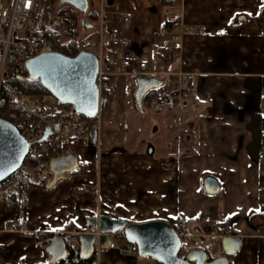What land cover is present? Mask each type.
I'll return each mask as SVG.
<instances>
[{
  "label": "crops",
  "instance_id": "crops-1",
  "mask_svg": "<svg viewBox=\"0 0 264 264\" xmlns=\"http://www.w3.org/2000/svg\"><path fill=\"white\" fill-rule=\"evenodd\" d=\"M87 3L90 5V0ZM107 7L106 28L116 29L131 40L124 52L153 66L163 63V55L168 52L159 46L156 36L157 28L164 21L162 13L167 10L177 16L179 30L184 36L181 44L172 48L175 49L174 54L172 49L169 50V60L172 70L182 74L187 82L184 89L187 91L186 105L183 104V95L171 94L169 105L158 111L150 110L155 114L154 118L193 113V119L182 124L181 129L174 120L167 127L165 123L157 125L152 131V138L155 139L151 143L144 144L142 139L128 138L140 133L135 123L131 134L123 120L124 100L128 96L126 90L132 87L135 77L110 76L108 105L100 110L99 116L102 129L112 119L122 120L124 134L114 140L122 146L117 153L124 157L147 156L167 173L173 169L175 160L186 161L197 157L239 160L243 162L242 175L264 177V156L261 157L264 146L260 147L261 119L264 125V34L256 19L262 11L263 0H181L176 5L169 1L163 4L161 0H108ZM120 14L130 19L127 29L123 27ZM239 16H244L246 21L238 22ZM105 59L107 62V57ZM163 81L166 89V81ZM139 109L136 111L141 113L144 108ZM161 128L171 133L166 135V139L159 135ZM177 128L178 141L173 134ZM106 144L104 141V151ZM94 152L86 139L68 144L66 154L77 157V169L47 190L46 183L52 179L49 173L41 186L34 187L25 195L18 219L14 218L13 211H6L4 206H0V264H50V256L45 251L47 242L56 235H60L65 242H71V236L87 227V220L106 216L97 214L102 201L99 186L105 179L98 183L95 181L92 169ZM250 163L256 166L255 171L249 168ZM207 177L214 178L219 184L220 190L215 196L204 192L203 181ZM199 182L204 201L219 198L222 185L218 178L205 175ZM258 192V210L240 219L234 218L236 215H225L223 218L229 229L226 236L241 238L239 252L229 258L230 264H264V203L260 204L264 194ZM249 194V188L242 189L241 200L246 197L247 209L253 205ZM13 222L18 224L20 233L11 231ZM196 224L194 237L189 239L193 242L202 235L198 222ZM49 236L52 238L47 240ZM95 255L98 264H156L149 259L138 258L137 253L124 255L117 242H112L111 247L105 250L98 248Z\"/></svg>",
  "mask_w": 264,
  "mask_h": 264
},
{
  "label": "built area",
  "instance_id": "built-area-1",
  "mask_svg": "<svg viewBox=\"0 0 264 264\" xmlns=\"http://www.w3.org/2000/svg\"><path fill=\"white\" fill-rule=\"evenodd\" d=\"M48 1L0 0V92L8 52L11 49L20 59L24 57L25 50L37 49L40 53H59L60 43L40 36L47 26ZM107 1L97 0L99 22L95 55L99 62L96 84L100 96L102 91L108 89L110 76L144 75L149 78H163L166 81V89L157 90L149 103L151 110L158 111L170 104L171 94L179 97L183 95L187 85L183 75L172 70L169 60V50L177 48L184 36V33L179 30L177 16L167 10L162 13L164 21L157 28L156 36L159 46L168 52L163 55V63L153 66L148 61L138 60L131 53L124 52V49L130 45V38L116 29L106 28L107 10L105 11L104 6L107 5ZM168 1L173 5L181 2V0ZM120 18L123 27L127 29L130 24L129 17L120 14ZM58 26L57 20L51 24V27ZM188 34L191 33L188 32ZM106 57L107 63L113 68L112 71L106 69L104 61ZM190 91L193 92L194 89L191 88ZM47 98L22 96L18 99L20 116L12 124L16 128L17 125L21 127V131L17 129L27 143L28 151L22 165L0 182V206H4L7 201L17 197L19 206L22 207L25 195L47 178L50 173V162L65 155L68 144L71 142L86 139L93 148L100 149L102 142L100 114L92 120L79 115L72 116L67 110L62 109L57 101L55 104H48ZM16 101V97L12 95L8 100V106L12 107ZM46 131L48 134L43 139ZM13 216L18 219L21 212L14 211ZM195 222L193 218L180 216L171 224L176 235L182 240V256L190 251L188 240L194 237ZM11 227L12 232L20 233L16 222H13ZM123 254L129 256L136 254L135 246L127 245Z\"/></svg>",
  "mask_w": 264,
  "mask_h": 264
},
{
  "label": "rangeland",
  "instance_id": "rangeland-1",
  "mask_svg": "<svg viewBox=\"0 0 264 264\" xmlns=\"http://www.w3.org/2000/svg\"><path fill=\"white\" fill-rule=\"evenodd\" d=\"M55 5L57 8L67 6L73 9L70 5L61 4L59 0L55 2ZM104 8L106 11L107 5ZM82 19H86V17H80V20ZM46 102L48 104L56 103L51 96L47 98ZM124 102L126 104L124 105L123 120L126 128L132 134L134 131L133 124L136 123L137 129L140 130L138 135H129L128 138L142 139L144 144L154 141L152 131L155 130L157 125L165 123L167 127L168 123L174 120L181 129L182 124L193 119L192 112L183 113L176 117L173 115L164 117L163 115L154 118L155 114L146 103H144L143 112L138 113L134 108L131 94L125 97ZM121 122L112 119L110 124L104 125L102 145L98 150L94 148L93 176L97 183L99 180L105 179L100 186L97 185L101 189L99 195L102 200L97 208L98 216L103 214L117 216L136 223L150 221L169 223L180 216L190 217L196 220L194 227L197 226L196 223L198 222L199 229L202 230V235L197 237L198 241L188 240L190 250L202 247L212 258L222 256L220 240L229 232L227 223L225 227L221 225L223 222H227L223 218L225 215H236L234 218L240 219L242 216H246L247 213L258 210L257 195L258 190L264 194V177L242 175V161L239 160H205L204 158L198 159V157L186 161L175 160L173 169L167 173L160 170L159 164L152 162L147 156L124 157L117 153L122 146L114 141L124 134L121 130ZM164 130V128H161L162 132L159 135L162 136L160 137L165 138L167 134H171ZM178 130L177 128V132L176 129L173 132L176 141L179 140ZM104 141L107 143L105 151L103 150ZM251 167V170L255 171L256 166L250 163L249 168ZM205 175L215 176L220 180L222 192L218 199H212L209 202L204 201L203 194L200 193L199 181ZM247 188H249V198L253 204L248 209L246 197L244 196L243 201L241 200L242 189L246 190ZM260 200V204H263L264 198ZM242 205L245 206L242 207ZM260 206L262 207V205ZM245 210L247 211L245 212ZM87 222L88 220L86 225ZM113 242H117V236L113 238ZM184 242H187V240H184ZM126 247H120L119 245L122 252ZM93 264H98L96 255Z\"/></svg>",
  "mask_w": 264,
  "mask_h": 264
},
{
  "label": "water",
  "instance_id": "water-1",
  "mask_svg": "<svg viewBox=\"0 0 264 264\" xmlns=\"http://www.w3.org/2000/svg\"><path fill=\"white\" fill-rule=\"evenodd\" d=\"M84 14L87 0H59ZM245 22L244 16L237 17ZM29 80L39 81L50 96L59 104L72 107V113L86 119L96 118L104 107L105 100L100 96L96 79L99 62L96 55L80 52L73 58L55 52L40 53L24 62ZM134 100L142 108L143 98L152 90L163 85L157 78L139 75L134 78ZM46 131L43 139L47 136ZM28 151L27 143L18 129L10 122L0 118V182L14 173L23 163ZM78 167L74 154H65L53 159L49 164L52 179L45 188L52 189L59 181ZM205 194L215 196L219 193L218 182L211 177L203 181ZM77 237L79 257L82 261L92 258L97 249L111 247L113 238L123 235L128 245L136 248L138 258L149 259L156 264H230L229 258L239 252L241 238L230 235L221 238L222 256L209 261L208 253L200 248L191 249L182 256V240L176 235L170 223L150 221L130 223L126 219H113L100 216L89 219L87 227ZM50 256V264L65 262L68 256L66 242L60 235L54 236L45 248ZM68 264V263H66Z\"/></svg>",
  "mask_w": 264,
  "mask_h": 264
},
{
  "label": "trees",
  "instance_id": "trees-1",
  "mask_svg": "<svg viewBox=\"0 0 264 264\" xmlns=\"http://www.w3.org/2000/svg\"><path fill=\"white\" fill-rule=\"evenodd\" d=\"M57 0H49L46 7V22L47 26L44 28L41 33L42 38H47L52 40L55 43H60V50L64 56L73 58L78 55L80 52H89L96 54V42H97V33H98V22H99V14H98V2L97 0H90V5L88 7V11L82 14L80 11L76 9H71L69 7L62 6V8H57L55 2ZM163 4H167L168 0H161ZM85 16L86 19L80 20V17ZM259 22L262 33L264 34V0H263V8L260 14L256 17ZM57 20L59 22L58 27H51L53 21ZM175 53V49H172V54ZM40 54V51L37 49L25 50V54L23 58H18L15 51L11 49L8 52V58L5 66V71L2 79V89L0 92V118L4 119L10 123H14V120L19 118L20 116V105L18 99L22 96H32V97H49V92L44 89L39 81L29 80L27 71L24 67V62L32 58L36 55ZM173 57V55H172ZM106 59H104L105 61ZM105 66L108 71H112L111 65H109L105 61ZM163 80V79H162ZM165 87V84L161 86L158 90ZM134 91L135 85L134 82L132 84V89L130 87L126 90V95L131 94L133 103L136 109H139L135 104L134 100ZM157 90L150 91L142 101V106L146 103L149 106L150 100ZM187 91H183V104L186 105L185 97ZM14 95L17 99L16 103L12 106H8V100L10 97ZM101 97L105 100L104 107L101 108L103 110L108 105V90L105 89L101 92ZM62 109L67 110L72 116H77L72 113V107L69 105L59 104ZM142 110V109H139ZM261 127H260V138L262 143L260 147L264 146V125L263 119H261ZM17 128L21 131V127L17 125ZM264 156V153H261V157ZM43 182V181H42ZM42 182L37 184L36 186H41ZM35 186V187H36ZM4 209L6 211H19L20 206L18 203V198L15 197L4 204ZM226 222H223L221 225L225 227ZM81 230H76L75 232H80ZM76 236V235H74ZM47 240L51 239L52 236L46 237ZM117 242L120 247H125L128 243L125 241L123 235H117ZM48 245L46 243L45 247ZM74 247H70L71 251L74 252L73 256H70L67 260L69 264H93L95 259V254L91 259L87 261H82L78 254V243L73 245ZM72 255V254H71ZM212 258L209 256V261ZM63 264V263H59Z\"/></svg>",
  "mask_w": 264,
  "mask_h": 264
},
{
  "label": "flooded vegetation",
  "instance_id": "flooded-vegetation-1",
  "mask_svg": "<svg viewBox=\"0 0 264 264\" xmlns=\"http://www.w3.org/2000/svg\"><path fill=\"white\" fill-rule=\"evenodd\" d=\"M88 7H89V4H88L87 8H88ZM85 229H86V228H85ZM70 241H71V242H69V240L66 241V249H67V251H68V256H67V259L65 260V262H63V264L68 263V262H67L68 258H69L70 256H73L74 252L71 251V248H70V247H74L73 245L76 243V241H77V237L73 235V237L70 238ZM71 254H72V255H71ZM78 254H79V250H78ZM74 255H75V254H74ZM68 264H69V263H68Z\"/></svg>",
  "mask_w": 264,
  "mask_h": 264
}]
</instances>
